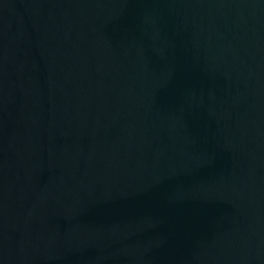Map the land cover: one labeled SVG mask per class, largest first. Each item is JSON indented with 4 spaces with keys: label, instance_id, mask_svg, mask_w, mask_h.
I'll return each mask as SVG.
<instances>
[{
    "label": "water",
    "instance_id": "95a60500",
    "mask_svg": "<svg viewBox=\"0 0 264 264\" xmlns=\"http://www.w3.org/2000/svg\"><path fill=\"white\" fill-rule=\"evenodd\" d=\"M0 264H264V0H0Z\"/></svg>",
    "mask_w": 264,
    "mask_h": 264
}]
</instances>
